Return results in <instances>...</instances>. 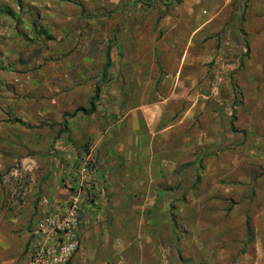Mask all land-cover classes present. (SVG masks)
Wrapping results in <instances>:
<instances>
[{
	"label": "crops",
	"instance_id": "0c3cea01",
	"mask_svg": "<svg viewBox=\"0 0 264 264\" xmlns=\"http://www.w3.org/2000/svg\"><path fill=\"white\" fill-rule=\"evenodd\" d=\"M163 1L178 5L169 12L158 6L137 9L133 20L118 15L125 9H107L105 32L89 34L85 24H76L79 32L63 38L64 71L51 65L24 74L0 71V264L29 263L37 221L55 203L71 199L83 168L93 171L85 177L83 236L73 264H109L112 201L115 206L132 201L119 197L128 188L125 180L145 187L136 173H153L149 188L164 197L155 196L151 203L170 209L180 189L193 188L200 172L196 159L217 153L220 171L230 158L236 173L245 158L264 159V137L256 134L258 113L236 119L233 100L218 107L209 96L212 78H228L230 71L216 70L214 63L237 62L238 57L223 52L243 40L241 23L229 22L231 12L251 9L252 15H264V0ZM61 26L66 29L67 23ZM260 26L264 29V23ZM219 46L226 50L217 54ZM227 87L232 94L230 83ZM95 96V111L81 113ZM246 141L247 147L255 142L258 147L247 149ZM180 169L190 175L181 187L174 177ZM128 172L132 180L125 178ZM248 184L257 188L255 182ZM261 189L256 200H246L250 212L234 209V217L245 224L241 237L251 238L249 220L264 227V183L256 190ZM240 246L228 254H240ZM257 262L241 255L226 264Z\"/></svg>",
	"mask_w": 264,
	"mask_h": 264
},
{
	"label": "rangeland",
	"instance_id": "374dc122",
	"mask_svg": "<svg viewBox=\"0 0 264 264\" xmlns=\"http://www.w3.org/2000/svg\"><path fill=\"white\" fill-rule=\"evenodd\" d=\"M177 5L176 2L163 0H0V71L10 73L13 70L24 74L26 70H39L50 65L52 69L61 67L64 71L66 66L60 64L68 56L60 57L66 40L63 38L74 37L79 32L76 24H85L83 31L89 34L93 31L105 32L106 21L110 17L107 9H125L118 15L124 16L125 20L126 17L133 20L132 14L137 9L145 12L158 6L169 12ZM235 10L237 15L232 11L228 19L232 23H241L243 40L227 50L219 46L217 54L226 50L224 54H233L238 59L227 65L225 61L214 63L212 68L230 71L228 78L222 75L212 78L209 96L218 107H226L233 100L236 110L232 113L236 119L238 115L249 117L257 112L258 139L264 137V29L260 26L264 23V15H252L251 9ZM63 23H67L66 29L61 26ZM92 24H97L93 26L95 29ZM250 71L251 78L248 77ZM62 82L65 83L66 79L63 78ZM229 83L232 94L226 92ZM252 135L256 138L255 133ZM257 145L258 142H255L247 149L257 148ZM216 154L196 159L200 172L193 179V188L180 189V198L170 209L151 203L155 196L164 197L160 191L149 188L152 184L150 179L155 178L153 173H136V178L142 179L145 187L139 188V180L132 183L125 180V187L128 188L125 193L121 191L119 197L131 198L132 201L116 206L112 201L114 228L106 241L112 252L108 255L109 264H151L156 261L170 264L173 260L179 264H226L234 263L241 255L257 259V264H264L262 222L249 220L251 238L247 233L241 237L246 232L245 224L234 217L236 207L250 212L251 207L246 206V200H256L258 192L263 193V189H256L264 183V159L257 160V163L247 157L236 173L234 161L230 158L225 159L227 166L220 171L219 163H215L218 160ZM181 170L174 174L180 181V187L190 179V175H182ZM132 175L128 172L125 178L132 180ZM238 179L244 182H237ZM248 182H255L257 188H251ZM188 198L193 199L189 204ZM255 204L256 212L261 211L257 202ZM242 244L244 248L240 254H228L229 248L239 249ZM257 247L261 252L257 253ZM172 252H176L173 257L170 255Z\"/></svg>",
	"mask_w": 264,
	"mask_h": 264
},
{
	"label": "built area",
	"instance_id": "2783aa9c",
	"mask_svg": "<svg viewBox=\"0 0 264 264\" xmlns=\"http://www.w3.org/2000/svg\"><path fill=\"white\" fill-rule=\"evenodd\" d=\"M92 171L88 167L79 171L71 199L55 203L37 221L28 264H71L78 254L83 236L80 217L84 211L85 177Z\"/></svg>",
	"mask_w": 264,
	"mask_h": 264
},
{
	"label": "trees",
	"instance_id": "16d2710c",
	"mask_svg": "<svg viewBox=\"0 0 264 264\" xmlns=\"http://www.w3.org/2000/svg\"><path fill=\"white\" fill-rule=\"evenodd\" d=\"M95 98H97V96L94 97V101H93L92 105H90V109L89 110L83 109L80 112L83 113V114H86V115H89V114L93 113L95 111V107H94Z\"/></svg>",
	"mask_w": 264,
	"mask_h": 264
}]
</instances>
